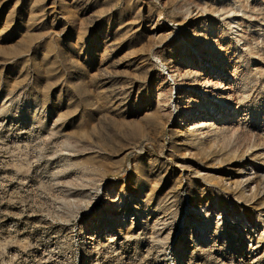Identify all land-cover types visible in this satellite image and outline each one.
<instances>
[{
    "label": "rangeland",
    "instance_id": "374dc122",
    "mask_svg": "<svg viewBox=\"0 0 264 264\" xmlns=\"http://www.w3.org/2000/svg\"><path fill=\"white\" fill-rule=\"evenodd\" d=\"M207 29L241 105L181 135ZM0 264H264V0H0Z\"/></svg>",
    "mask_w": 264,
    "mask_h": 264
},
{
    "label": "bare ground",
    "instance_id": "6f19581e",
    "mask_svg": "<svg viewBox=\"0 0 264 264\" xmlns=\"http://www.w3.org/2000/svg\"><path fill=\"white\" fill-rule=\"evenodd\" d=\"M205 13L206 12H199L197 14V21L207 19L208 21L205 26L214 27L216 21L210 22L209 15ZM221 15L225 17L228 23L237 20L236 25H233L232 29L236 28V31L240 32L239 35H241L243 29L239 28L244 26L243 19L238 17L236 13H231V8H226ZM199 30L200 29L197 31ZM197 31L191 34V38L186 39L188 43L199 46L198 49L201 48L199 58L194 60L193 65H189L186 68V66H184V59L181 60L180 56L176 62H165L164 59L158 56L160 62L168 71L167 75L171 77L176 86V96L179 98V103L177 102L175 108H173L170 104L173 100L172 97L167 100L165 106L171 109L173 113H177L178 117L185 121L181 124V129L177 131V133L181 135H184L186 132L199 131L203 128H209L218 123L223 124L226 122L224 119L212 120L209 112L210 108L217 110L221 104L228 103V100L232 98L233 102L229 103V105L233 107L234 110L238 111L241 105L239 101L241 90L238 86V72L236 67L233 66V58L226 53L225 59H219L212 51L211 46L207 45L208 43L206 44L199 40L201 35H204L207 40H212L213 44H219V38H217L218 29H207L204 34L197 33ZM174 34L175 31H173L169 37ZM178 36L181 37L179 41L184 46V34ZM175 40L176 38L172 39V41ZM210 50L211 52H209ZM186 57L191 58V51ZM206 60L210 62L209 69L197 67L202 66L200 64ZM232 67H234V69H232ZM173 92L174 88H172V93ZM204 102L208 103V108L203 105ZM240 115L239 112L231 116H236L238 118Z\"/></svg>",
    "mask_w": 264,
    "mask_h": 264
}]
</instances>
